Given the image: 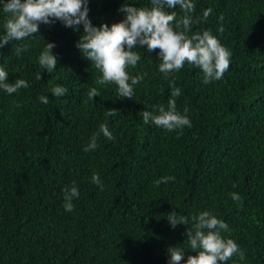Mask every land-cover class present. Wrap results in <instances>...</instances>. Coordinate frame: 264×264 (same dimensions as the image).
<instances>
[{
    "label": "trees",
    "instance_id": "16d2710c",
    "mask_svg": "<svg viewBox=\"0 0 264 264\" xmlns=\"http://www.w3.org/2000/svg\"><path fill=\"white\" fill-rule=\"evenodd\" d=\"M3 2L0 38L8 17ZM124 2L152 6L151 0H89V19L96 27L119 22ZM193 2L188 35L210 30L231 54L223 77L207 84L188 63L166 77L158 50L135 48L141 59L127 71L144 79L133 99L119 97L117 85L97 83L102 74L76 47L82 26L76 32L60 21L0 47L7 82H28L11 95L0 89V264H169V246L185 252L184 264L196 253L186 226L172 228L166 219L173 210L189 219L188 227L202 211L228 225L221 235L245 255L226 264H264V0ZM165 10L184 15L179 6ZM46 43L55 44L58 59L51 73L38 60ZM170 81L179 97L171 96ZM57 85L67 92L54 96ZM169 99L191 127L169 132L144 123V110L167 108ZM111 109L119 115L109 116ZM101 124L115 139L101 133L98 147L86 152ZM162 177L175 179L157 186ZM73 185L80 195L65 211L64 189Z\"/></svg>",
    "mask_w": 264,
    "mask_h": 264
},
{
    "label": "clouds",
    "instance_id": "9594fccd",
    "mask_svg": "<svg viewBox=\"0 0 264 264\" xmlns=\"http://www.w3.org/2000/svg\"><path fill=\"white\" fill-rule=\"evenodd\" d=\"M88 3L89 0H6L2 6L8 17L4 23L5 35L0 38V47L11 41L34 37L41 24L50 26L60 21L76 32H79L82 26L83 32L76 47L102 74L97 83L117 85L118 96L128 99H133L134 86L144 79V75L130 76L127 71L129 66L135 67L141 59L140 55L133 51L135 48L146 49L149 53L158 50V70L166 77L188 63L203 72V82L207 84L221 79L230 66L231 54L210 30L188 35L194 23L192 13L196 5L193 0H151L150 8L124 2L119 9L124 18L110 26L105 23L99 27L94 26L89 19ZM177 6L184 14L179 19L175 11L165 10L175 9ZM210 12L211 9L204 11V20H207ZM181 26L183 31H176ZM54 47V43H46L38 58L39 65L49 73L56 69L58 63L53 52ZM24 50V47L17 48L16 54L19 55ZM7 77L8 72L0 67V89L9 95L28 87V82L22 78L9 83ZM38 78L42 79V76ZM169 83L171 96L179 97L181 90L175 87L174 81ZM66 92L67 89L60 85L52 89L54 96H61ZM95 97H99V92L93 87L88 92V98L94 102ZM39 99L43 104L49 102L46 96ZM108 115L115 117L119 112L111 109L108 110ZM142 117L145 124L151 122L169 132L185 126L191 127L187 115L177 111L175 99H169L167 108L159 105L154 106L153 111L144 110ZM101 133L109 140L115 139L107 124H101L99 131L91 136L85 147L86 152L98 147L97 140ZM174 179L175 177H162L156 181V185ZM92 182L103 190L98 174L92 176ZM79 195V190L74 185L64 189L65 211L74 209L72 200L79 198ZM230 195L234 201L241 199L237 193ZM166 219L172 228L180 224L186 226V241L190 250L196 254L188 255L184 264H226L236 255L244 259L245 254L238 244L233 239H225L221 235L222 232L228 231V225L211 212L202 211L198 216H193L191 227H188L189 219L178 216L175 210L169 212ZM167 253L170 257L169 264H181L185 255L177 246H169Z\"/></svg>",
    "mask_w": 264,
    "mask_h": 264
}]
</instances>
